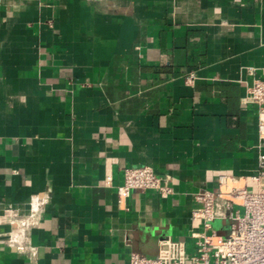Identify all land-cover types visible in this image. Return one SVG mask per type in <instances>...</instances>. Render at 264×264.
<instances>
[{
    "label": "crops",
    "instance_id": "1",
    "mask_svg": "<svg viewBox=\"0 0 264 264\" xmlns=\"http://www.w3.org/2000/svg\"><path fill=\"white\" fill-rule=\"evenodd\" d=\"M255 78L264 0H0V264H126L166 237L195 253L194 194L258 172ZM145 165L174 192L119 196Z\"/></svg>",
    "mask_w": 264,
    "mask_h": 264
},
{
    "label": "built area",
    "instance_id": "2",
    "mask_svg": "<svg viewBox=\"0 0 264 264\" xmlns=\"http://www.w3.org/2000/svg\"><path fill=\"white\" fill-rule=\"evenodd\" d=\"M190 73L186 80L194 83ZM246 100L258 109V131L264 137V80L255 78L248 87ZM259 169L250 177L252 188L233 187L228 191L200 189L194 194L197 206L191 219L198 222L201 231L196 237V251L189 254L181 239L162 238L158 254L149 258L131 253L126 264H264V152L259 153ZM226 176L219 177L220 185ZM134 190H155L172 194L169 177L158 175L150 166H131L124 169L123 184L118 194L126 197ZM224 200L231 230L228 236L218 235L211 222L217 217L216 202ZM242 210V211H241Z\"/></svg>",
    "mask_w": 264,
    "mask_h": 264
}]
</instances>
